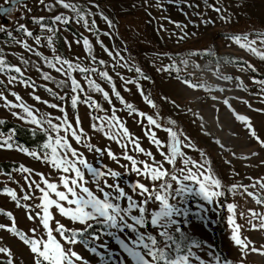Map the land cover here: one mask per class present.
Instances as JSON below:
<instances>
[{"label": "rangeland", "instance_id": "obj_1", "mask_svg": "<svg viewBox=\"0 0 264 264\" xmlns=\"http://www.w3.org/2000/svg\"><path fill=\"white\" fill-rule=\"evenodd\" d=\"M71 2L78 4L85 10H91L92 15L89 17V24L91 25V21L95 20L96 28L99 29V36L97 37L96 28L89 31L84 27L83 22L78 24L73 21L67 25L59 24L56 26L59 31L53 36L55 53L44 39L50 33L35 20L44 17L43 23L51 25L53 16L61 13L66 16H74V13L64 9L55 0H45L43 5L38 0H29L14 6L8 14L2 15L0 11V27L4 29L0 31V57L9 65L19 66L24 72L22 77L15 72H0V80L4 82L0 85V92H3L9 101L19 103L11 95V92H16L22 97L24 103L34 110H38L37 115L48 113L53 116L61 115L57 109H52L34 99V96H39L42 101L46 100L58 105L63 104L71 119L74 110L70 107V103L56 99L46 90L51 88L59 95L70 94L68 88L57 86L58 81L66 79V77L49 67L44 58L54 62L56 55L70 60L79 57L78 62L81 66L97 67L102 71H108L113 77L116 90L121 93L126 102L133 104L136 109L148 115L155 116L158 113L160 117L158 122L164 127L171 126L174 130L189 136L197 148L207 153L211 159L214 173L225 186H231L233 183L248 185L254 183L256 179L264 177V165L261 164V161L264 160V148H261L254 139L250 138L245 125L236 120L232 110L222 103V100L227 98L235 113L247 116L257 134L261 139H264V85L253 82L254 79L256 81L264 80V61L241 49L239 45L228 39V37L239 34L264 31V0H219V4H217V0H71ZM7 4L8 0H0V7ZM53 4L55 5L53 11H48V6ZM95 5H99V7L97 8ZM213 5L227 6L233 17L232 21L226 23L221 20L220 15L214 11ZM101 13L112 20L113 27L109 28ZM206 21H213V23H206ZM178 24L181 27H177ZM21 25L31 31L33 35L27 36L26 32L21 29ZM105 32L110 33V35H104ZM185 33H187L186 38L181 39ZM37 37L41 38L39 45L35 43ZM82 37L88 38L93 45L92 54L96 56L97 60L106 61L105 65L101 66L91 62L83 46ZM76 39H80L81 42L75 43ZM65 40L71 42V47L65 43ZM98 41H103V44L113 51L114 55L119 52L120 55L124 56L125 61L133 70L129 71L128 67H120V64L125 63V61H119L118 57L117 60H113L104 52ZM25 43L29 45L31 51L24 47ZM260 47L264 48V46ZM36 51L42 55H35ZM184 60H188L187 65L183 63ZM248 64L253 65L256 71L247 69ZM112 65H116V67L113 68ZM170 65H175V67L169 71L163 70ZM196 65L199 67L197 68ZM137 67L150 79L145 80L139 73L135 72L134 69ZM242 67L245 70H241ZM176 69H179V72ZM43 73H48L53 79L44 80ZM116 73H120V76H123L125 80H134L137 83L125 84ZM12 75H16L18 79L9 83V78ZM72 75L84 85L86 94L92 96L104 110H91L85 104L78 105L82 127L91 137L90 142L92 144L101 149L110 148L118 157L127 152L137 160H149L147 156L134 151L130 143L127 149H122L116 141L109 140L103 133L92 130L90 125L94 121L90 119V113L94 111V114L98 116H111L114 106L116 115L125 123L134 137L139 138L140 145L153 152L157 160L162 159L156 146L145 135L146 128H151V126L147 125L146 119L141 124L140 117L136 114H129L120 100L115 97L112 85L107 80L101 78L97 73L89 74L90 78L96 80L105 91L109 92L111 104L104 99L101 93L95 92L87 86L83 79L84 74L77 71ZM223 76H231L233 79L224 80L222 79ZM184 79H188L197 85L203 84L206 87H188L182 82ZM21 80L29 81L30 86H25L20 82ZM33 83L35 87L31 86ZM138 85L143 88L144 94L157 104L156 108H152L145 102L138 91ZM221 88L224 89L223 92L219 91ZM153 93H156L157 98H154L155 94L153 95ZM213 95L218 97L216 101L211 99ZM162 97L168 99L165 100ZM172 101H175V104ZM244 101H247V104ZM12 111L23 114L22 109L9 110L4 107L3 100H0V119L5 122L18 123L32 131L35 126L18 120L11 115ZM199 116L203 117V121L199 120ZM217 117H219L218 121ZM169 118L175 120L176 125H169ZM194 120L195 123H193ZM201 123L204 124L203 129L200 127ZM152 130L156 131L159 139L169 142L166 132L154 128ZM105 131H108L107 127ZM205 132H208L209 135H205ZM11 134V131L0 128V135ZM14 140H16L15 135ZM215 140H220L224 148L222 149L220 145L216 144ZM20 145L22 146V144ZM73 146L79 148L89 163L94 166L103 169L106 165L113 170L120 171L122 173L121 186L133 195L134 199H142L131 191V185L136 180H140L141 183L151 187L150 182L143 177H138L135 173L125 174V169L106 154L101 157L94 151L89 152L82 145H76L74 141ZM37 147L26 148L37 151L39 146ZM184 151L193 159L202 160L199 152L193 149H184ZM232 152L236 153L235 157L231 154ZM251 152H258L259 155L250 159L243 158L249 156ZM226 161H231V163H226ZM0 163L18 165L15 168H10L9 172L0 168V192L5 187L14 189L20 196L24 194L21 188L27 191L28 186L23 178L27 174L17 171L20 165L33 169L34 173H43L50 180H58V173L49 165L18 150L0 149ZM128 163L123 159L120 160V164ZM178 166H182L179 161ZM169 167L165 164V168ZM85 176L90 181L88 186L95 191V186L91 182V175L85 172ZM249 177H252L253 180L250 181ZM32 179L40 181V177L34 174ZM108 182L113 183L114 181L109 179ZM185 183L198 188V185L192 181ZM173 186L174 188L178 187L175 184ZM249 191L256 192L258 196H264V190L259 188H249ZM36 195L39 196V193L36 192ZM25 203L34 205L39 203V200L34 199ZM120 203L122 207L126 206L125 201ZM228 203L238 205L237 222L241 225L246 224V219L240 217V212L254 209L264 213V205H258L253 198L240 194L229 193L225 197L216 198L211 204L194 193L182 199L181 206L188 210V216L177 219L182 221V231L200 242L201 247L199 249L194 248L193 251L196 256L205 261V264H216L217 257L220 258L221 264H225L229 260L238 264L240 259L239 248L230 239L231 228L227 222V217L230 214L227 211ZM0 208L14 214L19 229L27 232L36 227V224L27 218L24 208H17L15 202L7 195L0 194ZM148 208L155 210L158 208V204L150 203ZM52 211L55 213V209ZM221 212L224 215L223 224L220 222ZM132 214L137 215L138 213L134 210ZM56 219L68 227H81L71 224L58 214ZM131 222L129 220V223ZM0 223L8 224L10 221L7 217L0 215ZM221 228H224V231L221 232L219 241L225 258L218 254L216 250L217 239L214 237V231L221 230ZM139 231L157 235L159 229L149 225L140 228ZM92 234L98 235L100 239H93ZM136 235L129 229L120 231V229L108 228L106 225H95L84 236L88 247L78 244L75 246V251L83 256L89 264H134L131 257L123 251L119 240L136 239ZM175 236L178 240L180 239V233H175ZM243 236L254 241L257 247L264 244V231H255L245 227L242 229ZM0 237H3L4 244L10 246L18 255L23 256L25 264H31V256L27 248L18 239L5 231H0ZM158 239L160 238L158 237ZM102 245H106V247H102ZM91 247H96L97 252H91L89 250ZM192 264H199V262L192 258ZM245 264H264V257L251 255Z\"/></svg>", "mask_w": 264, "mask_h": 264}, {"label": "snow or ice", "instance_id": "obj_2", "mask_svg": "<svg viewBox=\"0 0 264 264\" xmlns=\"http://www.w3.org/2000/svg\"><path fill=\"white\" fill-rule=\"evenodd\" d=\"M38 2L41 5L45 4V0H38ZM55 2L64 9L70 10L75 15L66 16L63 13L57 14L52 17L51 25L43 23L44 17H39L35 20L36 23L40 24L42 28L50 33L44 39L52 47L54 53L56 49L53 46V36L59 31V28L56 27L57 25H67L75 21L78 24L83 22L84 27L89 31L96 28L94 19L91 21V25L89 24V17L92 15L90 9L85 10L78 4L71 2V0H55ZM8 3L11 4L12 0H8ZM217 4H219V0H217ZM54 7V4L49 5L48 11H53ZM95 7L98 8L99 5H95ZM213 9L220 15V19L224 22L229 23L232 21L233 17L229 13L227 6L213 5ZM0 11L8 14L11 8L0 7ZM101 16L109 28L113 27L112 20L103 15V13H101ZM206 23H213V21H206ZM20 27L26 32L27 36L31 37L33 35L23 25ZM177 27L181 26L178 24ZM3 30L0 27V31ZM96 31L98 37L99 29L96 28ZM103 34L106 36L110 35L108 32ZM186 36L187 33L181 36V39L186 38ZM228 39L239 45L241 49L252 53L264 61V48L260 47L264 46V31L239 34L228 37ZM82 40L91 62L98 63L101 66L105 65L106 61L102 59L97 60L96 56L92 54L93 45L88 38L82 37ZM17 42L20 43V41ZM80 42V39L75 40L77 44ZM98 42L104 52L113 60H117L118 57L119 61H125V57L120 55L119 52H116L114 55L113 51L109 50L103 44V41ZM35 43L39 45L41 38L37 37ZM65 43L71 47V42L65 40ZM24 47L29 48V45L25 43ZM29 50L31 51L30 48ZM35 55L41 56L42 54L36 51ZM193 55H196V53H193ZM44 59L49 67L66 77V79L58 81L57 86L68 88L70 94L65 93V95H59L51 88H47L46 90L56 99L70 103V107L74 110L71 119L63 104L49 103L46 100L42 101L39 96H34L36 101L52 109H57L61 113L59 116H53L51 113L37 115L38 110H34L24 103L22 97L16 92H11V95L19 103L9 101L7 96L3 92H0V100H3L4 107L9 110L22 109L23 114L18 111H12V116L22 122L35 126L32 129L33 135L39 131L46 137V141L39 146V150L32 151L21 146L14 140L16 130L12 129L11 135H0V149L18 150L49 165L58 173V180L53 181L45 177L43 173H34L33 169L20 165L17 171L27 174L23 177L28 186L27 191L21 188V191L24 192L22 196L18 195L14 189L9 187H5L0 192V194L10 197L15 202L17 208H24L27 218L36 224V227L25 232L18 228L16 218L11 211L0 208V215L7 217L10 221L8 224L0 223V231L9 233L27 248L31 256V264H89L83 256L75 251V246L81 244L84 247H88L84 236L95 225H106L108 228L120 229V231L129 229L133 233H136V239H130L128 241L124 239L119 240L123 251L131 257L134 264H192V258H195L199 264H205V261L199 256H196L193 251L194 248L199 249L201 247L200 242L192 239L187 233H184L181 229L182 221L177 219L178 217L188 216V210L181 206L182 199L194 193L196 196L202 197L203 200L211 204L216 198L225 197L231 193L233 195L240 194L251 197L258 205H264V196H258L256 192L249 191V188L264 190V177L256 179L254 183L248 185L233 183L231 186H225L222 184L221 179L214 173L211 166V159L206 152L197 148L191 138L183 132L174 130L171 126L164 127L158 122L160 119L158 113L155 116L148 115L136 109L133 104L126 102L124 97L121 96V93L116 90L113 77L108 71H102L97 67L81 66L78 62L80 60L79 57H76L75 60H70L56 55L54 62L48 60L46 57ZM24 62L27 63V61ZM183 63L187 65L188 60H184ZM112 67L115 68L116 65H112ZM120 67H128L129 71L133 70L126 61L120 64ZM173 67L175 65H170L163 70L169 71ZM196 67L198 68L199 65H196ZM247 69L253 72L256 71V68L251 64L247 65ZM134 70L143 79H150V77L142 73L140 68L137 67ZM241 70L245 69L242 67ZM6 71L15 72L21 77L24 75V72L19 66L9 65L0 57V72ZM77 71L84 74L83 79L90 89L101 93L104 99L111 104L112 101L109 92L105 91L96 80L90 78V73H97L112 85L115 97L120 100L130 115L136 114L140 117L141 124L146 119L147 125L151 126V128H146L145 135L156 146L159 155L162 157L161 160H157L153 152L146 150L140 145L139 138L134 137L125 126V123L116 115L114 106L111 116H98L94 114V111L90 113V119L94 121L90 125L92 130L103 133L109 140L116 141L122 149H127L130 143L134 151L147 156L149 160H137L133 155L127 154V152L121 157H118L110 148L101 149L90 142L91 137L88 136V133L82 127L78 105L85 104L91 110H104L92 96L86 94L84 85L72 75V73ZM176 71L179 72V69H176ZM42 75L44 80L53 79L48 73H43ZM116 75L120 76V73H116ZM120 78L125 84L137 83L134 80H125L123 76H120ZM17 79L18 77L16 75H12L8 82L12 83L17 81ZM222 79L232 80L233 77L223 76ZM20 82L25 86H30L27 80H21ZM182 82L191 88L206 87L203 84L197 85L192 83L188 79H184ZM253 82L264 85V80L256 81L254 79ZM3 83L0 80V85ZM31 86L35 87L34 83ZM127 90L130 91V89ZM208 90L211 91V89ZM138 91L146 103L152 108L157 107V104L148 95L144 94L143 88L139 85ZM219 91L223 92L224 89L221 88ZM162 98L165 100L168 99L167 97ZM211 99L216 101L218 97L213 95ZM172 103L175 104V101H172ZM222 103L232 110L236 120L245 125L250 138L254 139L261 148H264V139H261L257 134L251 120L247 116L235 113L227 98L223 99ZM244 103L247 104V101H244ZM248 106L251 107V105ZM176 107L179 106L176 105ZM189 111L192 110L189 109ZM193 115H196V113H193ZM198 118L203 121L202 116ZM216 119L218 121L219 117ZM195 122L194 120L193 123ZM4 123L5 121L0 119V125ZM176 123L175 120L169 118V125H176ZM106 127L108 131H105ZM200 127L203 129L204 124L201 123ZM153 128L166 132L169 137V142L159 139L156 131L152 130ZM204 134L209 135L208 132ZM125 140L127 142H124ZM73 141L76 145H82L89 152L94 151L101 157L106 154L111 160L125 169V174L135 173L138 177H143L145 180H148L151 187L148 184L141 183L140 180H136L131 185V191L142 199H134L133 195L129 194L121 186L120 178L122 173L120 171L113 170L106 165L102 169L89 163L84 153L79 148L73 146ZM215 143L220 145L222 149L224 148L220 140H215ZM184 149H193L199 152L202 160L193 159L187 155ZM231 154L234 157L236 156L235 152ZM258 155V152H251L249 156L243 158L250 159ZM121 159L129 163L120 164ZM178 161L182 166H178ZM226 163H231V161H226ZM165 164L170 167L165 168ZM261 164L264 165V160L261 161ZM85 172L91 175V182L95 186V191L88 186L90 181L86 178ZM33 174L40 177L39 182L32 179ZM236 175L239 174L236 173ZM109 179H112L114 182L109 183ZM248 179L250 181L253 180L252 177ZM186 181L194 182L195 185H198V188L186 184ZM174 184L178 187L174 188ZM36 192L39 193V196L36 195ZM34 199L39 200V203L34 205L25 203ZM121 201H125L126 206L122 207ZM150 203H157L158 208L149 210L148 205ZM237 208L238 205L236 203L227 204V211L230 213L227 217V222L231 228L230 239L240 251L238 264H245V261L251 255L264 257V244L257 247L254 241L246 236L242 237V229L245 227L255 231H264V213L257 212L254 209H249L247 212H240V217L246 219V224L241 225L237 222ZM53 209H55V213L52 211ZM134 210L138 213L137 215L132 214ZM57 214L68 220L71 224L80 225L81 227H68L65 223L56 219ZM129 220L132 222L129 223ZM149 225L159 229L157 235L139 231L140 228H145ZM175 233H180L179 240L176 238ZM92 238L95 240L100 239L95 234H92ZM102 247H106V245H102ZM89 250L93 253L97 252L96 247H91ZM0 264H25L23 256L18 255L10 246L3 243V237H0ZM216 264H221L220 258L218 257L216 258ZM225 264H234V262L229 260Z\"/></svg>", "mask_w": 264, "mask_h": 264}, {"label": "trees", "instance_id": "obj_3", "mask_svg": "<svg viewBox=\"0 0 264 264\" xmlns=\"http://www.w3.org/2000/svg\"><path fill=\"white\" fill-rule=\"evenodd\" d=\"M74 30V29H73ZM140 61V59H139ZM155 94V95H154ZM154 98H157L156 93H153ZM0 128H2L5 131H11L12 129H15V138L18 143L22 144L23 147H28V148H38L37 146L42 145L45 141L46 138L43 135V133L37 132L35 135H33V132L31 131L30 128L28 127H23L22 125L15 123V122H9L6 121L3 125H0ZM17 164H10V163H0V168L5 171L9 172V169L12 167H17ZM223 211V210H222ZM221 212V223L223 224V219L224 215ZM224 231V228L218 231H214V237L217 239L216 242V250L218 254L225 258V253L222 249V246L220 244V234L221 232Z\"/></svg>", "mask_w": 264, "mask_h": 264}, {"label": "water", "instance_id": "obj_4", "mask_svg": "<svg viewBox=\"0 0 264 264\" xmlns=\"http://www.w3.org/2000/svg\"><path fill=\"white\" fill-rule=\"evenodd\" d=\"M27 1H29V0H12L11 4L8 3L7 5L3 6V8H11L12 9L14 6H16L22 2H27ZM1 13H2V15L5 14L2 11H1Z\"/></svg>", "mask_w": 264, "mask_h": 264}]
</instances>
